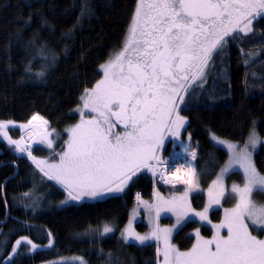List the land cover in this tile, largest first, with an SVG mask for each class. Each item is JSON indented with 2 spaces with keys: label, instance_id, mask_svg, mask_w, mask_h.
<instances>
[{
  "label": "trees",
  "instance_id": "trees-1",
  "mask_svg": "<svg viewBox=\"0 0 264 264\" xmlns=\"http://www.w3.org/2000/svg\"><path fill=\"white\" fill-rule=\"evenodd\" d=\"M136 5L137 0H0V121L12 122L6 127L11 139L20 140L26 129L19 126L38 114L48 121L50 131L61 136L48 150L33 141L32 154L42 159L64 148L65 130L79 119L74 110L80 97L101 79V65L121 50ZM253 30L254 34L240 33L241 38L229 41L223 55L214 58L207 82L186 95L181 105L180 114L188 123L180 139L191 137L188 145L197 154L194 164L199 174L214 164L206 178L200 174L203 190L227 160V153L213 144L212 134L242 145L255 122L256 132L264 137V42L260 41L264 18L254 21ZM178 150L167 139L159 156L165 160ZM254 161L264 174L263 148L254 154ZM227 181L241 184L243 177L230 174ZM151 190L152 178L142 171L121 195L84 198L59 208L68 199L65 190L0 136V264H45L66 258H80L85 264H157L154 240L136 246L119 237L136 206L133 194L141 192L143 200L151 201ZM165 191L166 187L158 188V193ZM253 197L264 203V193ZM192 200L200 209L205 195L197 193ZM233 205L234 199L223 201V208ZM221 219L220 209L212 211V223ZM105 225L114 229L107 237L102 231ZM198 228L203 237L212 235L209 227L188 222L172 244L180 251L189 250L194 243L191 232ZM24 237L37 246L52 245L29 253L25 241L4 263L14 242Z\"/></svg>",
  "mask_w": 264,
  "mask_h": 264
},
{
  "label": "snow or ice",
  "instance_id": "snow-or-ice-1",
  "mask_svg": "<svg viewBox=\"0 0 264 264\" xmlns=\"http://www.w3.org/2000/svg\"><path fill=\"white\" fill-rule=\"evenodd\" d=\"M262 18L264 0H137L121 50L101 65L103 79L80 97L82 108L76 109L80 120L65 130L68 138L64 148L53 153L58 160L37 159L30 146L22 145L23 137L11 139L5 131L11 121H0V136L18 152L27 153L48 180L66 191L65 204L115 197L137 173L147 170L155 176L161 167L164 183L186 185L181 196L165 200L156 193L157 203L141 201L149 213H155L150 234L135 233L131 221L127 235L122 233L126 241L132 237L142 245L163 240V264H264V239L253 235V231L264 232V204L253 199L254 193H264V174L253 159L264 139L256 132L255 122L242 145L211 135L215 145L227 150L228 160L207 190L209 201L203 211L192 209L189 200L191 193L201 191L197 165L187 159L165 161L158 155L165 140L169 136L178 139L188 123L180 114L185 96L203 87L214 58L223 55L229 41L241 38L240 33L254 34V21ZM260 41L264 42V35ZM19 127L28 130L29 138L39 137L37 144L53 149L50 137L55 129L48 130L44 117L33 115ZM117 127L122 131H116ZM182 152L196 155L191 145H182ZM173 168L184 174L168 179L165 173ZM237 172L242 174V186L232 183L230 192L226 191V177ZM233 198L235 206L225 209L224 219L213 224L209 209ZM163 212L176 215L177 225L198 217L215 232L211 239H205L196 229L195 243L189 250L180 251L170 243L173 230L159 226ZM222 229H226L225 235ZM112 231L108 225L103 228L104 234ZM22 240L36 249L27 237ZM157 251L160 254V249Z\"/></svg>",
  "mask_w": 264,
  "mask_h": 264
},
{
  "label": "rangeland",
  "instance_id": "rangeland-1",
  "mask_svg": "<svg viewBox=\"0 0 264 264\" xmlns=\"http://www.w3.org/2000/svg\"><path fill=\"white\" fill-rule=\"evenodd\" d=\"M100 71H101V74H102V76H101V79H103V70H102V68L100 67ZM100 79V80H101ZM77 108H82V101L80 102V105L78 106V107H76L75 108V110H74V113L76 114V115H78V117L80 118V113L78 112V111H76V109ZM34 124H36V123H38L37 121H34L33 122ZM187 125V124H186ZM186 125H185V127H184V129H181V131H180V136H179V138L178 139H175V138H173V137H171V136H169L168 137V139L169 140H172V141H174L175 142V145H177L178 146V148L180 149V150H182V145H188L189 144V140L187 139V140H185V141H181V135L183 134V132H184V130H185V128H186ZM27 130V129H26ZM48 130H49V127H48ZM50 131V130H49ZM116 131H122V129H120V128H118ZM51 138V137H50ZM32 139V138H31ZM39 139V137H35V139L33 140V141H37ZM222 139V138H221ZM261 139H264V137L262 138L261 137ZM226 140V139H225ZM26 141V140H25ZM32 141V142H33ZM166 141V140H165ZM228 141H230V140H228ZM213 142V141H212ZM231 142H233V141H231ZM235 143V142H234ZM213 144H214V142H213ZM215 145V144H214ZM241 145V144H240ZM46 146V145H45ZM216 147H220V148H222L226 153H227V150L226 149H224L222 146H219V145H215ZM46 148H47V146H46ZM260 148H263L264 149V145H259L258 147H257V149H256V151L254 152V154L260 149ZM47 150H48V148H47ZM54 152H56V151H53V153ZM60 152V151H59ZM53 153H51V156L50 157H45V158H42L41 160H43V159H47V160H49V162H52L53 160H58L59 159V157L58 156H54L53 155ZM58 153V152H57ZM254 154H253V159H254ZM51 159V160H50ZM227 160H228V153H227ZM227 160L225 161V163L223 164V165H221L220 166V168L221 167H223L226 163H227ZM196 161H197V159H196ZM195 161V162H196ZM213 165L214 164H211L210 166H208V170H206V168H205V170H203V172H200V174H201V177L202 178H206V176H207V173L212 169V167H213ZM220 168H219V170H218V172H217V174H215V176L212 178V180H211V182L209 183V186H211V184H212V181L213 180H215V178H216V176L217 175H219V173H220ZM202 171V170H201ZM197 172H198V170H197ZM199 173V172H198ZM237 173H239V172H237ZM239 174H241V173H239ZM242 175V174H241ZM200 177V189H201V191L200 192H197V193H201V192H203L204 193V195H205V203H204V205H203V207L202 208H200V209H198V208H196L194 205H193V200H192V197H194V195H196L197 193H191L190 194V196H189V200H190V203H191V207H192V209H194L195 211H197V212H199V211H203V209L205 208V206H207V204H208V201H209V197H208V188H209V186L206 188V189H204L203 190V188L201 187V185H202V178ZM227 178L228 177H226V179H225V186H226V191H229L230 192V186H231V184L232 183H237V182H234V181H232V182H228L227 181ZM237 184H239V183H237ZM242 184H243V182L240 184L241 186H242ZM186 187V185H182V186H179V187H177V188H171V187H166V191L165 192H163V193H159V195L161 196V197H163L165 200H168V199H171L173 196H181V195H183V192H184V188ZM127 188V187H126ZM125 188V189H126ZM125 191V190H124ZM123 191V192H124ZM122 192V193H123ZM122 193H118V194H116L115 196H118V195H121ZM253 196H254V194H253ZM25 198H28V196H26L25 195ZM234 199V205L232 206V207H230V208H233L234 206H235V204H236V199L235 198H233ZM253 199H254V197H253ZM67 200V199H66ZM255 200V199H254ZM65 201V200H64ZM143 201H146V202H148L149 204H155V203H157L158 201L156 200V202L155 203H153L152 201H149V200H143ZM223 201L224 200H222L221 201V204L220 205H215V204H213V206L209 209V212H208V218L210 219V215H211V213H212V211H215V210H217V209H220L221 211H222V219L221 220H223L224 219V210L225 209H230V208H223ZM256 201V200H255ZM35 201L33 200V202L32 203H34ZM258 202V201H257ZM74 202L73 201H69L68 203H60L59 205H58V207L59 208H63V207H65V206H67V205H70V204H73ZM258 203H260V204H264V203H261V202H258ZM150 217H151V222H150ZM131 221V228H132V230L135 232V233H137V234H139V235H141V236H144V235H148V234H150L151 233V231H152V228H153V226H154V224L156 223V220H155V213H154V211L152 212V213H149V211L144 207V205L142 204V203H139V204H136V206H135V208L131 211V214H130V217H129V220H128V223H127V225L123 228V230L120 232V234H119V237H120V239L122 240V242L123 243H125V244H127V245H136V246H142V244H140L138 241H136V240H134L132 237H128V239H127V241L125 240V235H127V233H126V229H128V227H129V222ZM177 217H176V215H174L173 213H171V212H163V213H161V216H160V219H159V221H158V223H159V226L161 227V228H169V229H172L173 231H172V234H171V240H170V243L172 244V238H173V236L179 231V229L184 225V224H186V223H188V222H197V223H199L201 226H204V227H209L210 229H211V232H212V235L214 234V232H215V230L211 227V225H208L206 222H201L200 220H199V218L198 217H193L192 219H190V220H186V221H182L181 222V224L180 225H177ZM220 223V222H219ZM213 224H218V223H213ZM109 226V225H108ZM199 229V228H198ZM250 230H251V225H250ZM102 231H103V229H102ZM113 231H114V229H113ZM113 231L111 232V233H107V234H104L103 233V235H105V237H107V236H109V235H111L112 233H113ZM195 232H196V230H194V231H192L191 232V236L194 238V243H195V240H196V238H195ZM122 233H124L125 235H122ZM201 234V233H200ZM221 234L222 235H225L226 234V229H222L221 230ZM212 235L210 236V237H208V238H205V239H211V237H212ZM253 235H256L259 239H264V232H261V231H253ZM202 236V235H201ZM18 240H22V239H18ZM151 241H153V240H150V241H148V242H146L145 244H147V243H149V242H151ZM155 241V240H154ZM15 243V242H14ZM23 243H25V241H23L22 240V243L21 244H23ZM157 243H158V245H159V248L158 249H160V254H158V251H157V256H158V264H163V255H162V252H163V248H164V242H163V240H160V241H157ZM145 244H143V245H145ZM51 242H49V244H47L46 246H37L36 247V249L35 250H33L32 249V247H31V245H29V253H33V252H36V251H39V250H46V249H49L50 247H51ZM173 245V244H172ZM17 247V245H16V243H15V245H13V248H12V250L8 253V255H7V257H5V258H3L2 259V261L4 262V263H7L14 255H15V252H13V249L14 248H16ZM16 250V249H15ZM0 255H1V253H0ZM81 261H83L82 259H80V258H66V259H60V260H57V261H55V262H50V263H45V264H81ZM85 264V263H84Z\"/></svg>",
  "mask_w": 264,
  "mask_h": 264
},
{
  "label": "built area",
  "instance_id": "built-area-1",
  "mask_svg": "<svg viewBox=\"0 0 264 264\" xmlns=\"http://www.w3.org/2000/svg\"><path fill=\"white\" fill-rule=\"evenodd\" d=\"M179 157H183V158H185L184 156H182V153H175V155H174V157H173V159L175 160H177ZM187 157H190V156H187ZM173 160V161H174ZM166 161H172L171 159H167ZM182 161V160H181ZM160 171H163V168L161 167L160 169H159V171L157 172V174L154 176L153 174V180H152V182H153V192L151 193V195L155 198V196H156V187L158 186V185H172V184H167V183H164V181L163 180H161L160 179ZM184 173H183V171H181V172H179V173H177V172H175V169L173 168L171 171H168V172H166L165 173V175H166V177L168 178V179H176V177L177 176H182ZM177 184H180V183H177ZM176 184V185H177ZM137 194H139V197H140V199L138 200L137 199ZM136 195H135V197H134V200L135 201H141V199H142V197H143V194L140 192V193H137ZM134 201V202H135Z\"/></svg>",
  "mask_w": 264,
  "mask_h": 264
},
{
  "label": "bare ground",
  "instance_id": "bare-ground-1",
  "mask_svg": "<svg viewBox=\"0 0 264 264\" xmlns=\"http://www.w3.org/2000/svg\"><path fill=\"white\" fill-rule=\"evenodd\" d=\"M24 138H26L25 140H27V138H29V136H28V132L24 135ZM29 139H31V138H29ZM174 155H175V152L172 153L168 158H166V160H167V159H171V160L173 161V160H174V159H173ZM182 156H184L185 158H183V157H179L177 160H184V159H187V160L191 161L192 163H195V161H196V159H197V154H196L195 156H190V157H187V156H185L184 154H182ZM175 160H176V159H175ZM175 160H174V161H175ZM137 193H140V192H135V193L133 194V200H134V197H135V195H136ZM156 193H158V191H157ZM134 201H135V200H134ZM139 202H140V201H135L136 204H139Z\"/></svg>",
  "mask_w": 264,
  "mask_h": 264
},
{
  "label": "flooded vegetation",
  "instance_id": "flooded-vegetation-1",
  "mask_svg": "<svg viewBox=\"0 0 264 264\" xmlns=\"http://www.w3.org/2000/svg\"><path fill=\"white\" fill-rule=\"evenodd\" d=\"M79 120H80V119H79ZM78 122H79V121H78ZM78 122H77V123H78ZM118 128L122 129V127H117V129H118ZM117 129H116V130H117ZM64 134H65L66 138H68V134H67L66 131L64 132ZM60 136H61V134H59V133H56V132L53 133L52 137L50 138V139H53V141H54V145H53V146H55V144H56L57 142H59V137H60ZM35 144H36V141H35ZM41 145H44V144H40V145H39V144H36L35 146L39 148V146H41Z\"/></svg>",
  "mask_w": 264,
  "mask_h": 264
}]
</instances>
